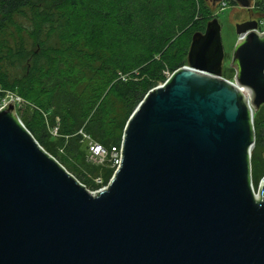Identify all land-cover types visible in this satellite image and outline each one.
I'll return each mask as SVG.
<instances>
[{
    "label": "water",
    "instance_id": "obj_1",
    "mask_svg": "<svg viewBox=\"0 0 264 264\" xmlns=\"http://www.w3.org/2000/svg\"><path fill=\"white\" fill-rule=\"evenodd\" d=\"M257 27L235 26L233 81L222 77L219 20L192 35L186 65L131 113L118 169L97 193L38 144L14 105L1 109L0 264H264V179L255 193L250 166L264 106Z\"/></svg>",
    "mask_w": 264,
    "mask_h": 264
},
{
    "label": "trees",
    "instance_id": "obj_2",
    "mask_svg": "<svg viewBox=\"0 0 264 264\" xmlns=\"http://www.w3.org/2000/svg\"><path fill=\"white\" fill-rule=\"evenodd\" d=\"M254 6L264 22V0ZM210 15L205 0H0V105L10 92L31 104L34 118L52 127L59 118L64 136L83 129L104 148L119 147L105 131L111 119L101 118L105 84L135 109L165 72L186 65L191 37ZM23 125L49 151L47 133ZM253 133L255 150L264 151V106L253 114Z\"/></svg>",
    "mask_w": 264,
    "mask_h": 264
},
{
    "label": "rangeland",
    "instance_id": "obj_3",
    "mask_svg": "<svg viewBox=\"0 0 264 264\" xmlns=\"http://www.w3.org/2000/svg\"><path fill=\"white\" fill-rule=\"evenodd\" d=\"M254 2L255 0L251 2L249 9H243L237 4L232 5L231 3H229V1L227 2L228 4L223 5L222 3L214 4L211 1L205 0V4L210 10V19L217 18L221 25V39L224 50L222 77L226 80L233 81L235 75L234 67L231 66L233 50L238 40L235 26L237 24H242L248 21H255L259 25L260 21H263V15L256 9V7L254 6ZM260 25L262 26L257 27L258 30H264V22L260 23ZM170 75L171 72H165L164 81H166V79ZM164 81L159 82L156 86L163 84ZM101 82L102 81L96 80L93 85L90 86V84H88L87 95L90 94V90L92 88L98 86V84H100ZM105 85V93H101V97L104 102L102 106V110L104 111V113L101 114V118L105 119L106 122L110 121L111 119L110 123H106L107 125L105 131L108 132V134L112 137L111 139H113L115 145L117 146L121 143L122 133L124 132L125 125L134 107L130 104L127 105L126 101L122 100L120 96L113 93H108L109 87L107 86V84ZM12 97L19 98V101L16 102V104L11 102ZM90 99L91 98H89V101ZM2 102H4V104L6 105L5 107L11 104H15L14 112L16 113L20 121H30L34 124V127L38 128L39 133H47L48 138L45 140V142L48 146L49 151H47V149L45 150V148H43L42 146L41 147L59 164H61V162L57 159V157L67 160L68 165L76 176H79L81 178L83 177L89 183L97 186V189H93L90 186L91 184L85 185L82 181L77 180L80 184L85 186L88 191H99L110 183L114 175V168L111 166L110 162L107 160L102 164H97L91 161L89 157L88 146L90 142L100 143L98 139H95L91 134L87 133L83 129H79L74 135L64 136L60 132L61 129L59 127V118L55 117V125L53 127L49 121V118H34L33 107L31 106V104L25 101L23 98L15 96L10 92L4 95ZM78 106L80 107V104ZM87 120L88 119H86L85 121V125L87 123ZM97 121L101 120L98 119ZM76 135L81 136V140H76ZM109 145L110 147L113 146L111 143H109ZM61 165L65 168L63 164ZM250 166L252 170V187L255 193H257L258 187L261 181L264 179V151H256L254 146L252 147L250 154ZM65 170L67 171L66 168ZM68 173L72 175L70 172Z\"/></svg>",
    "mask_w": 264,
    "mask_h": 264
},
{
    "label": "built area",
    "instance_id": "obj_4",
    "mask_svg": "<svg viewBox=\"0 0 264 264\" xmlns=\"http://www.w3.org/2000/svg\"><path fill=\"white\" fill-rule=\"evenodd\" d=\"M221 3L223 5H226V3H223V2H221ZM256 32L259 33V34H263L264 30L260 31L257 28ZM169 77L166 79V81L169 79ZM18 101H19V98L12 97V101L11 102L16 104V102H18ZM3 104H4V102H2V104L0 105V110L5 108L6 105L5 104L3 105ZM120 145H119V147H112V148H110V150H108V149L104 148L103 146H101L98 143L90 142V144L88 146L89 157H90L91 161H93V162H95L97 164H102V163H104L105 161L108 160L110 162L111 166L114 168V173H115L116 170L118 169V165H119V149H120ZM105 188L106 187L100 189L99 191H101V190H103ZM99 191H96L94 193H97Z\"/></svg>",
    "mask_w": 264,
    "mask_h": 264
},
{
    "label": "bare ground",
    "instance_id": "obj_5",
    "mask_svg": "<svg viewBox=\"0 0 264 264\" xmlns=\"http://www.w3.org/2000/svg\"><path fill=\"white\" fill-rule=\"evenodd\" d=\"M243 94L246 96V98L249 100V93L242 89Z\"/></svg>",
    "mask_w": 264,
    "mask_h": 264
}]
</instances>
